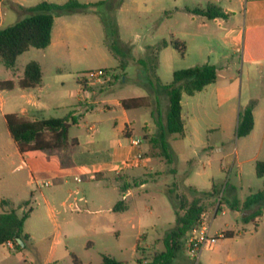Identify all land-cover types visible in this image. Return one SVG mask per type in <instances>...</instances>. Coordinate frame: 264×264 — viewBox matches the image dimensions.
I'll list each match as a JSON object with an SVG mask.
<instances>
[{
  "label": "rangeland",
  "instance_id": "rangeland-1",
  "mask_svg": "<svg viewBox=\"0 0 264 264\" xmlns=\"http://www.w3.org/2000/svg\"><path fill=\"white\" fill-rule=\"evenodd\" d=\"M67 1L0 0V28L26 18L30 15L29 8L39 3ZM112 1L113 6L121 2L120 6L105 5L96 11L56 15L51 46L31 47L18 57L14 69L6 68L0 61V81L12 80L17 88L26 65L32 61L40 64L43 88L41 91L37 88L34 94L40 97L41 106L30 107L40 113L38 118H64L73 113L77 123L71 125L69 138L98 139L100 134L89 131V126L110 131L125 128L122 121L114 127L121 111H111L109 105L118 99L146 97L150 108L133 109L130 113L135 121L133 127L136 134L142 135L148 123L155 134L158 114L150 80L158 78L169 84L177 70L216 61L217 80L193 96L184 95L185 136L169 138L173 164H168L161 149L147 140L150 147L142 155L149 167L137 169L134 177L127 180L132 194L124 202L128 205L124 211L110 210L126 193L110 179L89 181L80 176L82 181L77 182L73 174L64 178L51 174L44 178L51 182L50 186H38L29 184L10 168V173L0 180V196L15 202L30 200L33 210L24 225L29 238L24 245L19 243L20 248L14 244L13 248L0 246V264H75L74 256L83 264H101L103 255L123 264H150L156 254L165 250L163 239L176 226L175 207L168 190L174 188L192 200L199 194L189 188L194 185L208 188L212 179L220 185V194L205 203L210 209L220 206L216 213L209 211L210 236L218 237L216 249L205 248L198 259L192 258L187 254V237L172 264H232L227 259L228 251L245 256L246 247H253L254 243H244L250 237L242 222L247 210L244 203L251 194L264 188V178H258L255 170L256 161L264 160V69L257 62H243V53L225 42L230 29L242 23V3L238 0ZM211 4L227 8L229 15L223 20L208 21L195 13ZM162 41L169 45L159 51L155 67L147 48ZM111 43L129 50L125 68L120 67V59L112 53ZM141 60L147 61V65ZM97 70L106 72L109 83L94 87L81 84L82 74ZM220 87L229 88L230 100L219 94ZM16 94L14 91L10 96ZM160 99L165 121L168 98L161 95ZM251 101L257 103L256 127L248 136L238 137L239 112ZM5 130L6 123L0 116V159L3 150L12 158L16 152L15 147L7 144ZM45 154L64 159L66 151L56 149ZM31 163L34 167L38 164L34 159ZM118 183L124 185L123 179ZM142 184L145 186L141 187ZM60 186L62 192L57 191ZM77 189L80 194L70 196V191ZM75 197L84 199L78 202ZM5 202L1 205L3 212L17 206ZM70 203H76L80 209L71 208ZM246 229L255 234L253 223ZM223 230L234 231V238L226 237ZM258 238L261 242L260 235Z\"/></svg>",
  "mask_w": 264,
  "mask_h": 264
},
{
  "label": "trees",
  "instance_id": "trees-1",
  "mask_svg": "<svg viewBox=\"0 0 264 264\" xmlns=\"http://www.w3.org/2000/svg\"><path fill=\"white\" fill-rule=\"evenodd\" d=\"M121 2L113 6V1H100L97 3H82L79 0H68L64 4L42 2L29 8L30 15L6 28H0V61L6 68L14 69L20 55L27 52L31 47L45 49L51 44L52 31L55 23V16L65 13L96 11L99 7L109 5L117 8ZM196 14L202 15L210 20L229 15L228 11L211 4L206 10H195ZM169 43L162 41L155 47L147 48V55L152 59L154 66H157L159 51L167 47ZM176 48L178 47L175 44ZM254 55L264 54V42L255 41L252 45ZM180 51L184 50L181 47ZM110 49L114 56L120 59V67H126V58L129 50L124 49L116 43L110 44ZM248 58L247 53L245 54ZM146 66L147 61L141 60ZM154 67V68H155ZM42 70L38 62L28 63L24 73L19 80V86L23 89H32L42 83ZM217 80V67L212 64L194 66L188 69L177 70L173 73V80L169 84L162 83L158 78L149 81L151 91L157 98L156 109L158 114V132L145 139L151 141V145L159 147L162 155L168 164H173L174 156L170 152L169 138L171 136L182 138L185 136V120L183 118V95L193 96L202 91L208 85ZM14 88L12 80L0 82L1 90H11ZM165 95L169 101L168 112L165 122L162 119L161 103L159 97ZM120 105L125 110L149 107L148 98H125L120 101ZM256 101H251L239 112L237 136L246 137L254 129V109ZM5 119L11 136L17 144L21 153L28 151H53L55 149H67L76 144V139L69 140V129L71 125L77 123V117L70 113L64 118H40L26 119L17 114H7ZM256 176L264 178V160L256 161ZM123 186L122 190L126 191ZM189 189L198 193L192 200L185 194H180L176 189L168 190V194L175 207V228L171 230L163 239L165 250L156 254L150 264H172L179 252L183 250L184 240L189 237L192 230L201 222V216L210 209V205L205 201H212L220 194V185L213 182L210 190L199 191L196 188ZM6 203L2 201V204ZM248 208L259 205L260 209L264 205V188L251 194L245 201ZM127 209L124 201H119L114 206V211H124ZM220 206L217 207V210ZM33 208L29 200L21 202L9 211L0 212V246L12 242L16 248H20L18 239L23 242L29 237L24 232V225L30 216ZM21 211V212H20ZM258 215V214H256ZM139 262V261H138ZM75 264L81 263L74 256ZM101 264H123L110 255H103ZM139 264H142L139 262Z\"/></svg>",
  "mask_w": 264,
  "mask_h": 264
},
{
  "label": "crops",
  "instance_id": "crops-1",
  "mask_svg": "<svg viewBox=\"0 0 264 264\" xmlns=\"http://www.w3.org/2000/svg\"><path fill=\"white\" fill-rule=\"evenodd\" d=\"M238 1L242 3V7L244 9L243 20L242 23L237 24L236 26L230 29L225 42L227 44H230L231 46L236 47L237 51H241L243 53V62L246 63L257 62L260 64L261 70L263 71L264 54L255 56L252 51L253 50L252 45L256 40L259 41L260 43L264 42V0H238ZM219 7L222 8L223 12L228 10L225 7L222 6ZM200 16L203 17L204 19H207L208 21H212L202 15ZM217 19L223 20L224 17H219ZM217 19H214L213 21ZM53 40H54V27L52 31L51 44L49 46L52 45ZM246 53L248 55L247 59L245 56ZM223 57L226 58L227 56L225 55ZM217 64H218L217 61L212 63V65H215L216 67ZM233 80L234 77H231V81ZM209 86L211 85H208L207 87ZM207 87H205L204 89H206ZM37 88H39V90L41 91L43 87L40 84L36 88L23 89L20 86L17 88V86L14 84V88L11 90L0 89V116L3 118V121L6 123V130H5V137L7 138L6 142L8 145L13 146L16 149V152L14 153V158H12L11 155L7 154L6 150H3V152H1L0 180L5 178L7 176V173H10V168L12 167L16 172L20 173L19 176L21 178L27 179L29 184L35 183L38 186H45L44 183L47 181H44L45 180L44 178L45 176L51 174L60 178H64L68 175L73 174L74 181H77L76 178H80L81 180L80 176H83L89 181L92 180L101 181L103 179H110L112 180L111 182L113 184L118 185L119 189H122L123 186L127 188L126 193L122 195V201L126 202L127 196L132 194V189L129 183L127 182V180H130L134 177L133 174L137 169L141 167L148 168L149 166L147 159L144 163H141L139 166L126 167L124 166V162L129 159L135 158L138 153L142 154L144 151L149 150L150 144L145 139L144 135L145 133L150 135L154 134L152 128H149L150 125L148 123L145 124L143 130L146 127L147 129H145L142 135L136 134L133 127L135 121L130 114L132 110H125L124 108H122L120 105V101L122 99H118L114 101L111 105H109L108 108L111 111H121V115L114 121V127L117 128L119 126V122L122 121L123 125H125L124 129H118L117 131H110L107 129H101L96 125H91L89 126V131L98 132L100 134L99 138L95 139L93 136H90L86 141H83L79 137L72 139L69 138L70 141L76 139L77 142L74 146H70L69 148L65 149L66 155L64 156V159L58 157L56 154H45V152H49V153L51 152L48 150L28 151L26 153H21L19 151L17 144L15 143V141L11 136V133L9 131L5 119V115L17 114L26 119H30V120L37 119L40 113L34 112L33 110L30 109V107L40 108L41 106L40 97L35 96L34 94V91ZM14 91H17V94L15 96H10V93ZM217 91L219 92L220 95L224 96L226 100L231 99V92L228 87L217 88ZM159 100L162 106V101L160 97ZM155 101L157 102L156 96H155ZM168 104H169L168 100H166L165 105L167 106L166 108L167 112H168ZM182 105H183V99H182ZM5 108L7 109L5 110ZM148 108H150V106ZM256 108H257V103L253 112L254 121H255L254 129L256 127ZM254 129L252 130V132L254 131ZM135 137H139L142 139V143L139 146H134L131 144V139ZM96 144H100L102 145V147H95ZM33 159L36 160V162H38V164L35 167L32 165L33 163H31V160ZM152 170L153 169L151 168L150 171ZM146 174H149V172L146 171ZM120 178L123 179L124 185L118 183V180ZM124 179H126V182ZM81 181H77V182H81ZM67 182L68 181L65 180L64 184H67ZM213 182L218 184L214 179H212V184ZM212 184L208 188H204V187L200 188L195 185L192 187L196 188L199 191H204V190L207 191L212 188ZM144 186H145L144 184L141 185V187ZM62 190H63L62 186L58 187L57 189V191L59 192H62ZM80 192L81 191L77 189L75 192L70 191L69 194L70 196H72L73 194L75 196H78ZM75 199L79 202L82 201L84 198L75 197ZM3 200L4 201L6 200L9 203L17 206L21 202L26 201L23 200V201L15 202L10 199H4L3 197L0 196V211L2 210L1 205ZM71 204L73 203H70V205ZM126 206L128 208V205ZM217 207H215L214 209H208V211L204 213L205 223L209 226V228H210L209 211L213 210L216 213ZM110 210L114 211V207ZM114 212H120V211H114ZM245 213H244V217L242 218V222H243L244 230H246L245 232H247V234L250 233V237H246L244 243L245 245H247V243L249 242H251L250 244L254 243L253 247H249V246L246 247L247 251L245 256H239L232 250L228 251L227 259L232 264H264V205H262L261 209L259 205L250 206L247 208ZM249 223L254 224L255 234H253L252 230L246 229ZM223 232H226V237L228 238H234L235 236L234 231L223 230ZM259 235L262 239L261 242L258 238ZM5 245H8L9 247L13 248V243L12 245H9L7 243ZM215 249L216 246L213 248V250ZM217 254L220 256L221 255L220 251H217Z\"/></svg>",
  "mask_w": 264,
  "mask_h": 264
},
{
  "label": "built area",
  "instance_id": "built-area-1",
  "mask_svg": "<svg viewBox=\"0 0 264 264\" xmlns=\"http://www.w3.org/2000/svg\"><path fill=\"white\" fill-rule=\"evenodd\" d=\"M106 72L104 70L89 71L80 76V82L84 86H98L105 85L109 83V80L106 78ZM142 143V139L135 137L131 139V144L134 146H139ZM146 158L138 153L135 158L129 159L124 162V166H139L141 163H144ZM77 181H81L80 178H76ZM45 186L50 185V182H45ZM71 208L79 209L76 203L70 205ZM218 241V237L210 236V228L205 223V214L201 216L200 224L192 230L191 235L188 237L187 241V254L188 256L198 259L200 253L205 248H213ZM7 244L12 245V242Z\"/></svg>",
  "mask_w": 264,
  "mask_h": 264
},
{
  "label": "water",
  "instance_id": "water-1",
  "mask_svg": "<svg viewBox=\"0 0 264 264\" xmlns=\"http://www.w3.org/2000/svg\"><path fill=\"white\" fill-rule=\"evenodd\" d=\"M18 242L24 245V242L21 239H18Z\"/></svg>",
  "mask_w": 264,
  "mask_h": 264
}]
</instances>
